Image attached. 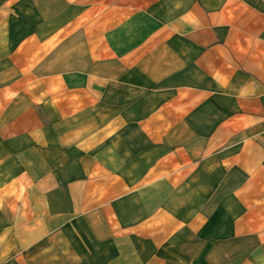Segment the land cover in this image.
I'll return each mask as SVG.
<instances>
[{
    "label": "crops",
    "instance_id": "obj_1",
    "mask_svg": "<svg viewBox=\"0 0 264 264\" xmlns=\"http://www.w3.org/2000/svg\"><path fill=\"white\" fill-rule=\"evenodd\" d=\"M0 264H264V0H0Z\"/></svg>",
    "mask_w": 264,
    "mask_h": 264
}]
</instances>
